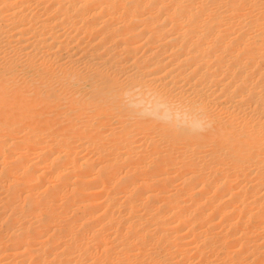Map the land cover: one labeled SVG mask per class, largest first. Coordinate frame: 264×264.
Instances as JSON below:
<instances>
[{"label": "bare ground", "instance_id": "bare-ground-1", "mask_svg": "<svg viewBox=\"0 0 264 264\" xmlns=\"http://www.w3.org/2000/svg\"><path fill=\"white\" fill-rule=\"evenodd\" d=\"M0 264H264V0H0Z\"/></svg>", "mask_w": 264, "mask_h": 264}, {"label": "clouds", "instance_id": "clouds-1", "mask_svg": "<svg viewBox=\"0 0 264 264\" xmlns=\"http://www.w3.org/2000/svg\"><path fill=\"white\" fill-rule=\"evenodd\" d=\"M80 78L70 74L69 83L79 85ZM115 101L131 116L148 120L172 132L198 135L212 127L208 109L203 103L188 97H170L143 80L117 89Z\"/></svg>", "mask_w": 264, "mask_h": 264}]
</instances>
